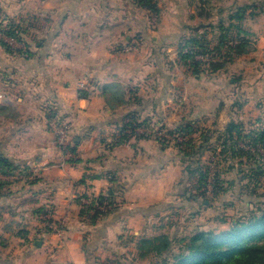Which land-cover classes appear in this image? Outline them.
<instances>
[{
	"label": "crops",
	"instance_id": "1",
	"mask_svg": "<svg viewBox=\"0 0 264 264\" xmlns=\"http://www.w3.org/2000/svg\"><path fill=\"white\" fill-rule=\"evenodd\" d=\"M4 20L22 27L28 55L0 46V155L36 179L0 176V264H151L156 254L140 257L141 239L189 235L181 216L200 207L186 177L198 158L186 157L189 146L112 140L128 119L162 120L188 124L195 151L213 134L239 137L241 121L264 115L246 110L256 99L264 105V0H159L156 11L135 0H0V27ZM224 25L256 43L221 70L193 75L178 58L181 41L211 40ZM130 43L136 48L122 52ZM251 51L258 62L242 58ZM83 81L90 86L80 92ZM109 84L122 93L113 107L103 93ZM52 102L71 122L73 159L47 128ZM111 189V210L91 224L84 201ZM48 207L64 225L59 233L39 215ZM202 216H192L190 234L218 227Z\"/></svg>",
	"mask_w": 264,
	"mask_h": 264
},
{
	"label": "rangeland",
	"instance_id": "2",
	"mask_svg": "<svg viewBox=\"0 0 264 264\" xmlns=\"http://www.w3.org/2000/svg\"><path fill=\"white\" fill-rule=\"evenodd\" d=\"M8 22L10 21L8 20ZM5 25L6 22L4 20L0 31ZM226 26L224 25V28ZM219 34H221L220 31L211 40L203 39L202 43L204 45L202 48L204 50H212L211 52L215 53H219L222 49L228 53L232 46L239 42L235 39L237 36L236 32L232 34L228 32L226 33L227 38L223 40V46L219 47V43L217 42ZM246 38L249 40L250 49L256 43L255 38H250V36ZM228 58L230 59L228 60ZM242 58L245 60L253 58L258 62L261 56L251 51L250 54ZM235 59L236 57L232 55L228 57L227 54V61L224 63V67L231 64ZM206 65L203 69L199 70L198 77L205 75V71H211V65ZM240 65L243 66V63H240ZM189 69L192 72L190 66ZM254 72V70L250 71L248 69L245 71L244 69L240 75L246 74L252 76ZM236 76L233 75L231 77L236 78ZM84 83L87 90L90 85L86 82ZM234 107L244 109L245 105L242 107L240 102H234ZM246 110H250V112L262 111L264 110V105L256 99L252 101V104L248 105ZM4 114H6V110ZM67 122L71 125L70 121ZM156 122H162L167 127L166 123L162 120H156ZM241 125L243 129L240 130L242 134L239 137L234 135L232 139H229L227 136L213 134L211 136L214 139L212 143L195 151H190L192 159L197 157L198 159L196 160L198 161L197 163L196 161L191 163V167L187 171L186 177L190 183L187 191L196 193L195 195H190L189 198L195 196L200 207H191V210H186V214L181 216L185 232L189 235H185L182 232L176 238H171L170 251L163 252L161 255H154L151 264H175L173 256L186 251L182 247L184 246V240L193 235V233L190 234L193 227L188 223L192 220V216L198 215V210L201 211L203 219L208 223L215 220L219 222L218 227L214 230L215 233L229 230L231 227L229 224L231 223L247 221L252 216H259L264 213V139L260 141L257 136L264 132V115L258 117V119L251 116V118L241 121ZM173 129L175 128H169V130ZM112 141L115 142V140ZM170 144L174 145L176 149L182 150V152L185 151L184 148L187 146L174 141ZM103 206L105 207V205ZM181 214H183L182 211L180 213L179 211L176 213L172 212L169 217L178 218ZM39 215L43 216V213L40 212ZM45 221L47 222V220ZM51 227L53 226L51 225Z\"/></svg>",
	"mask_w": 264,
	"mask_h": 264
},
{
	"label": "trees",
	"instance_id": "3",
	"mask_svg": "<svg viewBox=\"0 0 264 264\" xmlns=\"http://www.w3.org/2000/svg\"><path fill=\"white\" fill-rule=\"evenodd\" d=\"M138 5L151 10L156 11V5L152 4L151 0H135ZM221 34L217 38L219 47L223 46V40L227 38V34L230 30L228 28L219 27ZM24 33V31H23ZM7 34L14 36L20 43L21 48H16L12 50L5 43L0 41V46L6 52H13L17 55L25 57L28 55L27 43L25 41L24 34L19 36L18 32L15 30L8 31ZM236 41L238 44L232 46V48L227 54L237 57L248 51L249 40L246 38L247 34L241 30H236ZM127 45V44H126ZM125 45V46H126ZM204 43L198 38H188L187 40L181 41L179 45V60L192 68V73L198 76L199 67L198 63L194 61L193 55L183 54V50L188 48L197 47L203 49ZM219 49V48H218ZM230 58H228L229 60ZM224 60L222 63H211V71L216 72L224 68ZM2 80L6 83V73H2ZM103 93L106 97V102L108 106L113 107L119 105L121 100V89L118 84H109L104 87ZM81 98H86L84 93H80ZM46 110H48L47 117L57 114V105L52 102L47 104ZM59 114V113H58ZM145 122L144 120H139L137 118L128 119L119 128L118 137L115 138L113 144H121L127 142L129 139L127 136H122V132L131 123ZM229 127H233L230 125ZM190 126L180 125L175 129L182 131L187 137L190 133ZM260 141L264 139V132L257 135ZM112 144V145H113ZM185 145L189 146L192 150L191 140L186 141ZM186 157L192 158L191 152L186 154ZM23 165H15L13 162L8 161L2 155H0V167L6 168H19ZM114 190L111 189L106 195L99 196L97 198H91L90 204L86 207L82 206L81 215H85L92 211V216L90 217V223L93 224L95 221L103 216L104 214L99 210H96L94 204L98 205H110V198L114 194ZM172 242L167 236H160L153 239H141L138 243L137 249L140 252V257H144L146 254L155 253L161 255L163 252L170 251V246ZM185 252L173 256L175 264H264V213L259 216H252L247 221L234 222L227 231L220 233H215L214 231H197L191 237L184 240Z\"/></svg>",
	"mask_w": 264,
	"mask_h": 264
},
{
	"label": "built area",
	"instance_id": "4",
	"mask_svg": "<svg viewBox=\"0 0 264 264\" xmlns=\"http://www.w3.org/2000/svg\"><path fill=\"white\" fill-rule=\"evenodd\" d=\"M152 4H157L159 0H151ZM6 25L0 31V41L5 43L8 47L12 48H21V43L12 35L7 34L8 31L15 30L19 33V36L22 37L23 30L22 27L14 22L5 21ZM238 44V42H237ZM136 43L127 44L122 48V52H129L136 48ZM212 51V50H211ZM210 50L199 49L197 47L188 48L186 47L183 50V54L193 55L194 61L198 63L199 70L203 69L205 64L211 63H222L226 60V50L222 49L219 53L211 52ZM206 65V66H207ZM79 91H86V84L84 82L79 83ZM46 125L50 132L55 136V142L57 147L60 149L63 154L68 156L70 159H73L72 153L68 150V141L71 133V125L64 120L62 116L58 113L50 117H46ZM122 136H127L128 139H141V138H150L154 141L160 143L161 145H169L171 142H178L180 144H185L186 136L182 131L176 129L169 130L168 127L164 126L162 122L158 123L156 120H147L138 123H131L126 129L122 132ZM113 142V141H112ZM114 143V142H113ZM0 176L6 181H26L33 182L36 179V174L32 169L28 167H19V168H6L0 167ZM84 203L89 205L90 202L85 200ZM96 210H99L102 213H106L111 210V205L101 206L97 203L94 204ZM43 217L47 220L48 225L55 228L56 232H61L64 225L61 221L53 223L52 220V209L48 207L45 211L42 212ZM53 221V222H52ZM52 228V227H51Z\"/></svg>",
	"mask_w": 264,
	"mask_h": 264
}]
</instances>
